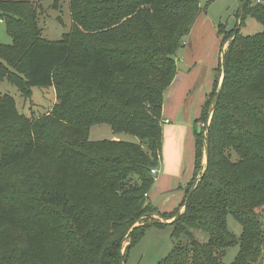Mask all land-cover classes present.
Wrapping results in <instances>:
<instances>
[{
  "label": "trees",
  "instance_id": "trees-1",
  "mask_svg": "<svg viewBox=\"0 0 264 264\" xmlns=\"http://www.w3.org/2000/svg\"><path fill=\"white\" fill-rule=\"evenodd\" d=\"M239 1L238 24L217 67L220 95L203 139L194 129L184 209L169 222L174 245L157 264H224L235 245L230 264H258L262 253L264 217L256 209L264 205V0ZM36 4L0 0L11 37L9 45L0 44V79L7 77L24 98L33 87H55L57 99L49 113L28 119L11 97L0 98V117L6 118L0 125V230L17 229L23 243L9 249V259L0 251V264H124L147 227L168 224L153 215L169 219L179 212L156 211L147 194L156 178L151 170L160 162L163 94L176 74L174 57L204 9L199 0H69L76 23L96 16V25L90 22L94 46L79 44L78 29L67 37L73 40L41 36ZM247 17L263 29L241 34ZM225 33L221 26L217 34L223 39ZM217 89L197 121L211 110ZM76 91L85 98L73 99ZM94 124L137 141L89 140ZM42 125L50 130L43 142ZM206 131L208 159L198 174ZM36 155L50 161L53 172L38 173L28 207L5 201L1 174ZM228 215L242 227L238 237L227 227ZM51 247L56 253L45 252Z\"/></svg>",
  "mask_w": 264,
  "mask_h": 264
},
{
  "label": "rangeland",
  "instance_id": "rangeland-1",
  "mask_svg": "<svg viewBox=\"0 0 264 264\" xmlns=\"http://www.w3.org/2000/svg\"><path fill=\"white\" fill-rule=\"evenodd\" d=\"M39 4L37 6V24L40 28V35L49 40H61L70 36L74 29H78L79 33L77 35V41L79 44L84 42L90 43L94 46L98 44L96 42V28L91 26L92 23L96 25V16L87 17L83 19L80 24L76 23L71 16V10L69 7V0H29ZM56 2V7L54 4ZM200 6L204 9L203 13L200 14L198 23L199 26H203L204 34L200 37V41L205 44V49L203 54L209 55V48L214 46V39L219 37L218 42L214 48L215 52H219L220 43L224 50L229 44L231 38V30H233L238 24V13L240 8L239 0H199ZM94 15V14H90ZM204 20H200V19ZM91 22V24H90ZM226 30L224 37L217 34L220 27ZM263 29L262 25L253 18L247 17L243 26L240 29L241 34L251 35L260 32ZM218 35V36H217ZM73 40V38H67V40ZM81 39V41H80ZM213 39V40H212ZM222 39V41H221ZM195 41L191 38L190 42ZM199 41V39H197ZM11 43V37L7 31V25L4 19L0 18V44L9 45ZM195 44L197 42L195 41ZM193 45V44H192ZM183 45L179 48L181 54ZM201 51V50H200ZM214 51L212 50V54ZM174 58H177L175 55ZM181 58H179L180 60ZM216 80L214 81V86L218 85L219 71L216 68ZM7 77H1L0 79V98L3 96H9L14 100V107L19 115H22L28 119L41 118L47 113H49L56 104V90L55 87L50 88H40L33 87L32 94L28 98H24L18 89L6 80ZM221 78V76H220ZM213 86V87H214ZM213 90V88H212ZM211 90V91H212ZM118 91V90H117ZM210 91V93H211ZM83 92L76 91L73 99H83L85 96L82 95ZM90 93V92H89ZM209 93V94H210ZM208 94V96H209ZM207 96V97H208ZM211 100V98H210ZM213 100H211L212 103ZM209 109V108H207ZM209 110H204L202 118L197 121L196 127L200 132V137L205 136V128L207 127V121L209 116ZM212 115V114H211ZM210 115V118H211ZM6 120L4 117H0V125ZM210 122V121H209ZM173 123V122H172ZM47 125H42L40 129L42 130L41 137L42 142L48 138L50 130H47ZM163 128V127H161ZM193 131H190V134ZM114 133L111 127L107 124H94L89 128L88 138L89 140H104L112 139ZM121 140L135 142L137 138L129 134H119ZM192 139L185 138L182 143V153L180 157L172 158L168 154V147L172 143L171 139H165V135L162 129L161 140H160V167L163 168V173L166 176V180H161L159 192L156 194L151 188L150 200L151 205L156 209V211L161 213L169 214L175 211L180 206L183 198V191L186 188V182L192 177V172L194 169L195 160V137L194 132L191 134ZM202 155L200 160V166L198 167V174L204 170L205 166V147L204 141L202 143ZM158 167V166H157ZM55 166L47 160L41 158L40 155H36L34 159L27 163L25 166H21L17 169H10L4 171L1 174V179L4 184L5 193L4 200L11 203H20L22 207L29 203L32 191L28 189H34L37 181V175L39 172L47 170L48 173H52ZM158 177L160 176V170L158 172ZM182 209L179 211L183 212V204L180 206ZM175 209V210H174ZM264 217V205L256 209ZM27 208L23 209L21 214V219L26 217ZM176 216L170 217L169 219H160L157 215H153L152 219H158L161 223L174 221ZM135 225H138L136 223ZM227 227L238 237L241 234L242 227L239 222L231 215L227 217ZM173 225L162 224L156 225L152 224L147 227L144 231L142 237L129 247L127 254L125 256L124 264H157L158 262L164 260L174 245V239L172 236ZM195 235L203 240L206 235L203 232H194ZM22 237L20 232L12 227H7L0 230V251L5 253V256L10 257L12 251L9 250L12 246L15 248L23 247L21 241ZM128 242L123 245V250L127 246ZM238 245L232 246L226 250L223 256V263L230 264L237 252ZM56 249L51 247L47 249L46 253H56ZM48 256V255H47ZM20 264V263H18ZM258 264H264V244L262 245V253L259 258Z\"/></svg>",
  "mask_w": 264,
  "mask_h": 264
},
{
  "label": "crops",
  "instance_id": "crops-1",
  "mask_svg": "<svg viewBox=\"0 0 264 264\" xmlns=\"http://www.w3.org/2000/svg\"><path fill=\"white\" fill-rule=\"evenodd\" d=\"M199 18L200 16L196 18L188 36L184 40L181 54L178 53L181 49L175 54L177 55V58H175L176 74L163 94L161 127H163L165 139H171L172 142L168 147V154L170 157L173 155H175V157H180L183 140L189 137L192 139L191 134L196 128V123H198L197 120L201 114L203 104L216 80V68L221 61L222 49H224L222 46L219 52H215L214 48L219 39V37H216L213 43L214 46L209 48V55L203 54L205 44L200 41V37L204 34L202 31L203 26H199L198 23L196 24ZM200 20L204 19L201 18ZM191 38H193L197 44H195V41L191 43ZM197 39H199V41H197ZM212 50L214 51L213 54ZM179 58L181 59L179 60ZM221 79L222 74L219 73L218 86L221 83ZM190 131L193 132L190 134ZM112 139L118 140L120 138L118 135L114 134ZM156 170V178L152 185L155 194L159 192L161 180H166L163 168L160 167L159 169L158 165ZM159 170L160 176L158 177L157 174ZM191 178L186 182L185 187ZM182 194L183 201L185 189ZM147 198L150 200V193L147 194ZM180 206L178 207L179 211L182 209Z\"/></svg>",
  "mask_w": 264,
  "mask_h": 264
},
{
  "label": "water",
  "instance_id": "water-1",
  "mask_svg": "<svg viewBox=\"0 0 264 264\" xmlns=\"http://www.w3.org/2000/svg\"><path fill=\"white\" fill-rule=\"evenodd\" d=\"M240 6H241V3H240ZM236 30H237V29H236ZM223 52H224V49H222V55H223ZM221 57H222V56H221ZM221 74H222V72H221ZM221 81H222V79H221ZM220 84H221V83H220ZM219 86H220V85H219ZM219 86H218V89H217V92H216V99H215V102H214V104L212 105L211 110H210V112H209V116H208V117H209V118H208L209 121H210V115H211L212 111L214 110L215 105H216V102H217L218 97H219V95H220V88H219ZM209 121H207V127H208V125H209ZM207 127H206V128H207ZM207 131H208V130H207ZM207 131H206V141H205V143H206V145H205V164L207 163V159H208V133H207ZM195 184H196V181L194 182V184H193L191 190L189 191V193H188V195H187V197H186L185 203H186V201L188 200L190 194L192 193V190H193V188L195 187ZM179 215H180V212H178V214L176 215L175 218H177ZM157 217H159V216L157 215ZM160 219H162V218H160ZM165 223H169V222H165Z\"/></svg>",
  "mask_w": 264,
  "mask_h": 264
},
{
  "label": "built area",
  "instance_id": "built-area-1",
  "mask_svg": "<svg viewBox=\"0 0 264 264\" xmlns=\"http://www.w3.org/2000/svg\"><path fill=\"white\" fill-rule=\"evenodd\" d=\"M151 173H152L154 176H156L157 170H156V169H152V170H151Z\"/></svg>",
  "mask_w": 264,
  "mask_h": 264
}]
</instances>
